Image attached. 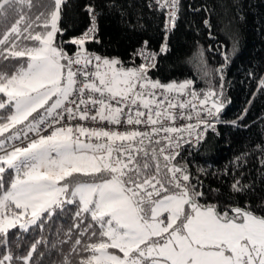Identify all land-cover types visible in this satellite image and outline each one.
I'll use <instances>...</instances> for the list:
<instances>
[{
	"label": "snow or ice",
	"instance_id": "1",
	"mask_svg": "<svg viewBox=\"0 0 264 264\" xmlns=\"http://www.w3.org/2000/svg\"><path fill=\"white\" fill-rule=\"evenodd\" d=\"M18 2L22 0H0V14ZM177 2L157 0L161 9H171L169 19L173 26ZM62 3L63 0H54L55 7L42 25L44 32L33 34V25L29 24L22 34L21 17L0 39V45H8L0 49L4 59L26 58V66L11 76L0 74V110L8 113L0 122V136L5 137L0 139V189H4L0 194V246L8 245L12 229L27 232L38 222L42 226L45 216L52 217L57 208L78 203L76 216L90 214L99 225V238L85 245L84 251L89 255L81 264H264V218L241 208H233L229 215L218 213L214 207H203L197 201L203 193L186 183L189 176L181 168L166 164L171 178L165 183L159 178V164L156 175L148 174L147 162L140 164L141 154L149 156L146 139L151 144L163 133L162 139L168 144L160 147L159 154L170 162L179 153L165 154L167 149L180 146L179 138L172 134L192 135L201 124L214 127V122L207 119L184 128L165 127L162 122L174 121L177 115L183 117L182 110L189 105L195 111L197 100L200 110L212 121L217 120L224 105L215 98L216 93L209 91L198 99L195 91H186L190 81L165 85L148 80L147 72L155 66L152 63L125 69L117 67L116 59L86 54L83 46L95 38L91 5L86 10L93 25L80 38L70 41L77 46V52L69 56L55 45ZM25 40L36 43L21 47ZM162 51H167L166 43ZM139 55L145 61L155 58V54L144 51ZM93 61L95 71L90 72ZM79 75L85 78L82 89L77 88ZM260 87L264 89V80ZM155 90H161L163 98L158 99ZM76 91L81 96L79 103L70 100ZM173 92L191 95L192 99L176 102L167 95ZM66 103L75 106L65 107ZM177 108L179 113L172 111ZM33 114L40 115V119ZM65 114L68 119L98 120L106 125L153 127L151 133L79 125L53 127L60 122L56 117ZM46 117L53 119L48 124L50 134L38 135L26 146L8 149L7 141L21 138L18 126L39 133ZM27 132L23 133L25 139ZM197 138L202 136L197 134ZM155 143L160 144L161 140ZM151 156L157 158L156 149ZM11 172L15 175L5 188V174ZM80 176L94 179L81 181ZM169 185L175 190L170 191ZM238 185V181L233 185L237 191ZM96 235L94 232L93 236ZM35 247L33 244L27 255L20 257L9 251L0 256V264H12L14 259L19 264H30Z\"/></svg>",
	"mask_w": 264,
	"mask_h": 264
},
{
	"label": "trees",
	"instance_id": "2",
	"mask_svg": "<svg viewBox=\"0 0 264 264\" xmlns=\"http://www.w3.org/2000/svg\"><path fill=\"white\" fill-rule=\"evenodd\" d=\"M149 1L63 0L55 45L69 56L76 54L77 46L70 41L80 38L90 25L92 16L86 6L91 5L96 32L83 46L86 54L116 59L118 67L137 68L136 48L145 44L156 51L164 40L163 14ZM54 7V0L18 2L0 14V39L21 17L22 34L29 24L33 34L44 32L43 22ZM29 44L32 41L25 40L21 47ZM5 47L0 45V49ZM25 64L26 58L0 56V74L11 76ZM154 65L147 72L148 80L165 85L190 81L188 90L198 98L213 91L224 105L219 118L227 123L218 125L217 134L208 133L201 142L181 147L175 158L176 166L189 176L186 183L203 193L198 203L221 214L232 215L233 208H241L264 218V89L260 87L264 80V0H179L167 51ZM7 114L0 110V122ZM148 153V157L141 154L140 164L148 163L149 175H156L159 164V178L167 183V162ZM14 175L5 174V188ZM237 181L239 191L233 188ZM169 189L175 190L171 185ZM78 210V203L65 204L52 217L45 216L42 226L38 222L27 232L12 229L8 245L0 246V256L9 251L14 257L26 256L35 244L30 264H81L89 255L85 245L99 238V225L90 214L77 217ZM12 264L19 262L14 259Z\"/></svg>",
	"mask_w": 264,
	"mask_h": 264
},
{
	"label": "built area",
	"instance_id": "3",
	"mask_svg": "<svg viewBox=\"0 0 264 264\" xmlns=\"http://www.w3.org/2000/svg\"><path fill=\"white\" fill-rule=\"evenodd\" d=\"M178 4H179V0L177 2V5H176L175 22H176V19H177V16H178ZM149 5L153 9H155L157 11H160L163 14L164 40H163V43L160 46V48L158 50H156V51L148 48L145 44H141L138 48H136V50L134 51V57L138 60L139 65L144 64L146 62L155 64L158 56L165 53V51H162V47L165 45V43L167 45L166 37L168 38L169 32L175 26V24L173 26L172 21L169 19V12L171 11V9L169 7H165L164 9H161L159 7V4L157 3V0H150L149 1ZM92 25H93V20L91 18L90 25L82 32L81 36L85 32H87L89 30V28L92 27ZM166 26H167V29H168L167 32H166ZM95 32H96V23H95ZM94 36H95V33H94ZM89 40H92V39H89ZM89 40H87V41H89ZM141 51H144L146 54H155L154 60L145 61L144 57L139 55V53ZM94 64H95V61H93V65L89 66L88 70L90 72L95 71ZM76 67H79V66H74V68H76ZM77 80H78L77 88H79V89L84 88V83H85L84 76L83 75L77 76ZM155 91L157 93V98L158 99L159 98H163V94H162L161 90H155ZM186 91L189 92V93L191 92L188 89ZM93 95H95V94H93ZM167 95L175 98L176 102L188 101V100L192 99L191 95H180L179 93H176V92L168 93ZM84 98L86 99L87 97H84ZM80 99H81V96H80L78 91L74 92L73 96L70 97V100H75L77 103H79ZM198 99H200V98H198ZM113 103H115V102H113ZM194 103L197 104V108H196L195 111L193 110L191 105H189L188 107H186L185 109L182 110L183 113H184L183 117H181L180 115H177V118L174 121H167V120L163 121L162 122L163 125L165 127L184 128L188 124L196 125L198 120L207 119L210 122H214V127L205 128V126L203 124H201L199 127L195 128V131L193 132L192 135H189L187 132L172 134L174 138H179L180 146L178 148H175V149H167L165 154H171L173 152H177L178 153L179 149L181 147L185 146V145L197 144V143H199V142H201L203 140V138H204V136L206 134H208V133L217 134L218 125L227 123L226 121H224V120H222L220 118H218L215 121H212L211 118L207 117L206 113H204L202 110H200L199 104H198V100L194 101ZM74 106L75 105L70 104V103H66V105H65V107H74ZM209 107H210V105H209ZM81 108L83 109L84 106L81 105ZM89 108H91V106H89ZM141 110H143V109H141ZM58 111H60V110H58ZM172 111L175 112V113H179L181 110L179 108H177V109H173ZM197 111L200 112L199 116H197ZM41 114H43V111H41ZM92 114H95L94 110H92ZM34 116L36 117L37 120L40 119V115L35 114ZM189 116H191V119H188ZM56 119H58L60 122H59V124H53V127H61V126H64V127H68V126L75 127V126L79 125V126H84V127H89V128L106 127V128L115 129V130H118V131H126V130L130 131V130H134L135 129V130H139V131H142V132H149V133H151V130H152V127H153L151 125H145V124L128 125L126 123L123 124V126L106 125V124L101 123L98 120L97 121H92L91 119H89V120H80L78 117L76 119H68L66 114L63 117H56ZM50 123H53L52 117H46V122L40 126L39 133L27 132L26 128L21 129V127H19L17 130L21 131V133H22L21 134V138H20V140H9V141H7L8 149L11 150L13 146H26L27 143L31 139L38 138V135L50 134V130L48 128V124H50ZM24 132H27V139H25V137L23 135ZM197 134H200L202 136V139H198L197 138ZM163 135H164L163 133H160L159 135H157L153 139V142L151 144H149V141L146 139L145 140V147H146L147 151H152L153 149H156L157 155L163 157L162 155L159 154V149H160V147H164V146H166L168 144V141L162 139ZM81 139H83V138H81ZM155 140H161V143L157 144V143H155ZM174 142H175V140H174ZM176 156H175V158H176ZM167 164H168L169 167H171L173 165L176 166L175 159L171 160L170 162H167ZM169 176L171 178V174L170 173H169ZM181 182L184 183L183 181H181Z\"/></svg>",
	"mask_w": 264,
	"mask_h": 264
},
{
	"label": "rangeland",
	"instance_id": "4",
	"mask_svg": "<svg viewBox=\"0 0 264 264\" xmlns=\"http://www.w3.org/2000/svg\"><path fill=\"white\" fill-rule=\"evenodd\" d=\"M50 30V29H49ZM28 41H31V40H28ZM36 42H33L32 41V44H29V46H33ZM26 66V64H25ZM118 67V66H117ZM119 68H123V67H119ZM130 68H134V67H130ZM130 68H125V69H130ZM183 82H186V81H183ZM183 82H179V83H183ZM178 84V83H177ZM211 105V102L209 103ZM35 115V114H33ZM31 119V118H30ZM79 179L81 181H88V182H91L94 178L93 177H85V176H80ZM110 251H116V250H110Z\"/></svg>",
	"mask_w": 264,
	"mask_h": 264
}]
</instances>
